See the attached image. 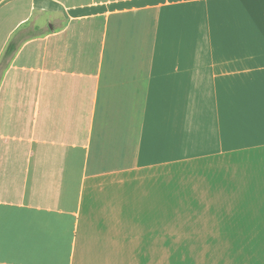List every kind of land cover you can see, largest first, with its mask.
Returning a JSON list of instances; mask_svg holds the SVG:
<instances>
[{
  "label": "crops",
  "instance_id": "obj_1",
  "mask_svg": "<svg viewBox=\"0 0 264 264\" xmlns=\"http://www.w3.org/2000/svg\"><path fill=\"white\" fill-rule=\"evenodd\" d=\"M176 253L264 264V0H0V264Z\"/></svg>",
  "mask_w": 264,
  "mask_h": 264
},
{
  "label": "rangeland",
  "instance_id": "obj_2",
  "mask_svg": "<svg viewBox=\"0 0 264 264\" xmlns=\"http://www.w3.org/2000/svg\"><path fill=\"white\" fill-rule=\"evenodd\" d=\"M222 240L231 242V239H222ZM234 240L235 239H233V241ZM263 254H260V255H263ZM263 258H264V255H263ZM197 259L199 262L197 261ZM212 263L237 264V255L223 254V255H211V256L210 255H199L198 256L196 254L191 255V254H183V253L161 254L160 255V264H212Z\"/></svg>",
  "mask_w": 264,
  "mask_h": 264
},
{
  "label": "trees",
  "instance_id": "obj_3",
  "mask_svg": "<svg viewBox=\"0 0 264 264\" xmlns=\"http://www.w3.org/2000/svg\"><path fill=\"white\" fill-rule=\"evenodd\" d=\"M39 34V30L35 29V30H21L18 31L17 34L15 35V37L13 38V40L8 44L7 49L5 51V56L4 59L9 58L10 56H12V54L17 50L19 44L32 36H36Z\"/></svg>",
  "mask_w": 264,
  "mask_h": 264
}]
</instances>
